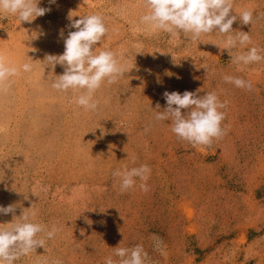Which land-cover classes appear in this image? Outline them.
Masks as SVG:
<instances>
[{
	"label": "rangeland",
	"instance_id": "obj_1",
	"mask_svg": "<svg viewBox=\"0 0 264 264\" xmlns=\"http://www.w3.org/2000/svg\"><path fill=\"white\" fill-rule=\"evenodd\" d=\"M40 6L52 10L31 23L0 16V52L15 65L35 66L0 93V205H17L19 216L33 204L39 222L61 231L47 250L37 248L16 264H104L121 242L143 244L154 264H264V61L237 71L227 50L221 54L215 45L220 35L192 43L183 34L149 30L139 23L143 0H41ZM234 7L253 10L254 23L237 20L233 30L250 33L248 48H264V0H234ZM70 12L75 19L103 14L110 33L97 46L129 66L117 84L97 92L99 112L78 107L71 91L52 90L41 62L63 53L61 29L65 36L75 31L67 27ZM62 72L58 65L55 73ZM225 75L250 81L252 91L226 83ZM198 89L228 102L226 136L194 148L176 138L168 121L144 131L152 107L166 106L165 91ZM141 164L152 169L150 191L137 184L121 193L112 171ZM12 220L0 214V223ZM153 234L166 255L153 250Z\"/></svg>",
	"mask_w": 264,
	"mask_h": 264
},
{
	"label": "clouds",
	"instance_id": "obj_2",
	"mask_svg": "<svg viewBox=\"0 0 264 264\" xmlns=\"http://www.w3.org/2000/svg\"><path fill=\"white\" fill-rule=\"evenodd\" d=\"M55 3L56 0H49L50 5ZM40 4L41 0H0V16H15L21 23H31L52 10ZM143 4L147 11L140 16L139 23L149 30L163 32L170 37L183 34L192 43L198 40L202 43L204 35H220L223 39L215 45L221 54L227 50L237 71L243 66L264 61V48L247 47L253 44L250 33L233 30L237 20L243 25L254 23L253 10L237 11L234 0H143ZM76 16L70 12L67 17V27L75 31H68L67 36L63 29L59 33L64 42L63 53L46 54L41 62L50 69L47 76L52 90L59 93L71 91L72 100L78 107L95 113L101 110L102 104L97 92L103 86L117 84L129 73V66L119 53L97 46H102L110 33L103 14L79 15V19H75ZM244 48L247 51H233ZM58 65L63 68L59 75L55 73ZM34 70L32 62L15 65L0 52V93L11 89L14 77ZM223 80L237 88L252 91V83L241 77L225 75ZM199 92V89L183 93L165 91L162 95L166 106L162 108L156 103L155 108L152 107L155 110L153 119L144 131L147 133L156 123L168 121L171 132L178 140L186 141L194 148L211 147L214 141L222 139L229 131V126L223 123L227 117L228 102L222 101L216 91L206 92L205 95H199ZM132 162L135 164V157ZM151 173L148 164L131 168L124 165L114 169L112 176L119 181L121 193L134 189L137 184L141 191L147 193L150 191L148 181ZM32 209L33 204L17 216V205H0V214L13 216L12 222L0 223V264H16L40 247L47 250V241L55 239L61 231L56 224L49 228L39 222L37 212ZM152 239L153 250L166 255L163 240L155 234ZM121 243L105 257L104 264H154L143 244L123 247ZM52 264L63 262L56 259Z\"/></svg>",
	"mask_w": 264,
	"mask_h": 264
}]
</instances>
